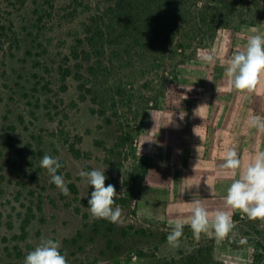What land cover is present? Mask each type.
I'll return each mask as SVG.
<instances>
[{
    "label": "rangeland",
    "instance_id": "374dc122",
    "mask_svg": "<svg viewBox=\"0 0 264 264\" xmlns=\"http://www.w3.org/2000/svg\"><path fill=\"white\" fill-rule=\"evenodd\" d=\"M106 2L0 0V264H23L42 237L61 243L67 264H156L155 258L136 257L141 251L152 252L153 244L138 237L122 240L120 231L133 226L162 232L177 221L188 225L191 201H200L206 208L210 224L217 211L231 217L232 227L223 237L212 227L207 230L217 261L252 264L258 258L264 264V220L227 209L224 199L228 186L249 164L244 162L249 155H242L244 163L236 177H223L217 168L222 165L219 155L202 146L190 147L188 139L195 135L200 145L204 143L208 123L218 124L210 121L211 116L228 119L238 112L244 131L249 118L258 114L256 109L264 104V75L253 88V96L262 97V102L240 92L235 110V92L223 73L227 60L243 50L248 36L264 34V24L220 31L213 45L197 51L175 76L154 70L142 71L140 76L136 60L131 67L116 62L113 68L104 52L90 62H80L83 80L77 82L73 75L79 60L73 59V52L91 10ZM205 50L215 55L214 64L201 59ZM64 70L71 76L63 78ZM155 77L164 78L163 94L144 89L143 83H153ZM149 97L157 103L149 102ZM204 104L208 106L196 110ZM225 124L227 130L232 128L233 123ZM119 131L129 132L132 140L117 149ZM242 142L244 150L250 143L244 137ZM224 143L226 153L233 139L228 136ZM44 155L58 159L57 174L63 175L69 195L50 183L47 171L40 167ZM142 161L147 163L146 174L127 198L130 167ZM93 169L105 171V186L114 185L119 195L113 207L119 206L122 214L113 232L93 230L101 219L91 218L84 198L93 189L78 174ZM119 198L128 200L127 206L119 205ZM26 218L30 222L21 239ZM181 249L191 246L166 244L159 257Z\"/></svg>",
    "mask_w": 264,
    "mask_h": 264
},
{
    "label": "trees",
    "instance_id": "16d2710c",
    "mask_svg": "<svg viewBox=\"0 0 264 264\" xmlns=\"http://www.w3.org/2000/svg\"><path fill=\"white\" fill-rule=\"evenodd\" d=\"M71 2L77 3V0ZM91 11L77 51L73 52V59L79 60L73 75L77 82L83 80L80 62H90L104 52L113 68L116 62L131 67L136 60V66L141 70L140 76L142 71L150 73L151 70L175 76L178 68L192 60L197 51L212 46L220 31H236L264 24V0H107L103 7ZM63 72V78L72 74L69 70ZM153 83L144 82V89L163 94L164 78L155 77ZM79 88L85 90L81 83ZM156 100L149 97V102L153 104L157 103ZM118 134L114 143L117 149L122 148L127 140H132L129 132L119 131ZM146 166L147 163L142 161L130 167L125 181L127 198L133 196L136 181L145 176ZM127 202L123 198L117 200L121 206H127ZM29 222L30 219L26 218L21 224V239L26 235ZM113 227L114 223L102 219L93 224L96 233L100 228L113 232ZM173 228L153 232L129 226L119 234L122 240L138 237L153 244L152 252L141 251L136 257L155 258L156 264H223L214 258V242L207 231L197 236L189 224L184 225L179 242L188 243L191 249H181L172 255L159 257V251L168 244L167 237ZM72 242L76 243V239ZM112 250H117V247ZM132 252L131 249L127 251L129 255ZM260 261L256 258L252 264H259Z\"/></svg>",
    "mask_w": 264,
    "mask_h": 264
},
{
    "label": "clouds",
    "instance_id": "9594fccd",
    "mask_svg": "<svg viewBox=\"0 0 264 264\" xmlns=\"http://www.w3.org/2000/svg\"><path fill=\"white\" fill-rule=\"evenodd\" d=\"M255 31V30H254ZM201 59L206 63L214 64L216 57L205 50ZM230 89L238 92H251L260 75H264V34L250 35L246 39L243 50L233 53L227 60V67L223 73ZM202 106H198V110ZM195 110V111H196ZM194 111V112H195ZM250 128L264 132V117L252 115L247 121ZM199 127V126H198ZM224 163L220 166L223 177H236L241 169V160L235 149H229L224 155ZM40 167L47 171L50 183L54 184L63 195H69V188L63 175H58L60 163L57 158L44 155ZM82 182L92 188L90 197L87 193V210L92 219L118 222L122 211L119 206L113 207L115 197L119 196L115 186L108 184L105 171L100 169L80 170ZM225 206L229 210H239L251 220H264V151L257 152L251 162L239 172V178L233 179L228 186L225 196ZM192 204L189 225L195 235L206 232L209 227L215 230L218 237H223L232 227L231 217L228 212L217 211L210 224L209 212L200 201L189 202ZM184 224L177 221L167 237L169 246H178L183 234ZM61 243L55 239L42 237L40 242L29 251L23 264H67V258L61 253Z\"/></svg>",
    "mask_w": 264,
    "mask_h": 264
},
{
    "label": "crops",
    "instance_id": "0c3cea01",
    "mask_svg": "<svg viewBox=\"0 0 264 264\" xmlns=\"http://www.w3.org/2000/svg\"><path fill=\"white\" fill-rule=\"evenodd\" d=\"M234 92H235L234 107L236 110V106H238L236 95L240 92H238L236 90H234ZM244 94H246V96H249V100H251V101L263 100L262 97H260L261 98L260 99L257 96H253V94H254L253 90L251 92L245 91ZM261 95L264 96V93L262 94V91H261ZM260 102H262V101H260ZM253 106H254V104H253ZM256 113H258L257 114L258 116L264 117V104H260L259 110L256 109ZM203 117L204 118H210V116H208V115H205ZM211 118H212L210 120L211 122L218 120V124L217 123H214V124L208 123L207 132L204 134L206 141H204V143L202 141V143L200 145L199 141L194 139L195 135H188V139H189V141H191V143H189L190 147L202 146L203 148L204 147L207 148L209 152H211V150H213L214 153H217V155H219V158H221V161L218 159V161H220L219 162L220 164H223L225 162L224 161L225 151L223 152L222 149L223 150L225 149V143L224 142L228 136L233 139V144L231 146H232V149L236 150L238 158L241 160V164L244 162L250 163L252 158L254 157V155L257 152L264 151V132L257 131L256 129L250 128L249 126H247V129H245L243 131L242 116L240 113L234 112L233 116L229 117L228 119H226L225 115H221L220 118H219V116L218 117L211 116ZM227 121L233 123V125H231L232 128H230L228 130H227L226 124H225ZM225 136H226V138H225ZM242 137L247 138L248 143H250L249 145H246V147H244V150H243ZM244 153L249 155V158L244 159V162H243V160L241 158H242V155ZM218 161H217V163H218ZM217 168L220 169V166H217Z\"/></svg>",
    "mask_w": 264,
    "mask_h": 264
}]
</instances>
